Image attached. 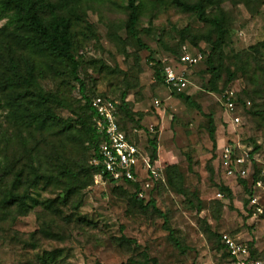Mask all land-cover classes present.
Wrapping results in <instances>:
<instances>
[{
    "label": "rangeland",
    "instance_id": "1",
    "mask_svg": "<svg viewBox=\"0 0 264 264\" xmlns=\"http://www.w3.org/2000/svg\"><path fill=\"white\" fill-rule=\"evenodd\" d=\"M51 1L70 17L86 93L120 100L125 91L129 109L140 112L141 144L155 138L154 158L149 143L147 149L156 173L131 186L87 171L91 117L79 82L66 61L20 49L0 16V264H229L223 233L249 241L264 260V0H211L206 12L222 19L221 37L172 0H138L140 44L127 32L125 0ZM183 45L202 58L185 68L186 85L177 88L156 77L154 63ZM8 53L21 71L20 56L30 67L25 97L7 79ZM230 93L239 98L234 111L224 105ZM49 108L59 119L44 117ZM29 110L36 119L26 116ZM225 144L233 158H244L252 189L245 204L240 175L222 165ZM254 144L260 148L250 156ZM222 184L231 196L217 197ZM10 194L23 200L8 204ZM137 198H154L166 225Z\"/></svg>",
    "mask_w": 264,
    "mask_h": 264
},
{
    "label": "trees",
    "instance_id": "2",
    "mask_svg": "<svg viewBox=\"0 0 264 264\" xmlns=\"http://www.w3.org/2000/svg\"><path fill=\"white\" fill-rule=\"evenodd\" d=\"M126 7L128 10L127 17V32L134 38L139 44L140 39L138 37V33L136 31V24L139 16L138 9V0H125ZM211 2V0H195L193 2H189L186 0H172V3L175 6H178L182 9L193 11L196 13L197 17L205 22H208L215 26L218 31V37H221L223 34V21L220 17L216 15H210L206 12L207 4ZM67 11L59 10L57 5L53 3L51 0H0V16H5L6 26L12 27L14 29L15 37L17 38V43L20 49H28L29 51H33L38 54H49L51 56L57 57L62 61H66L68 63L69 72L71 76L79 82V92L84 99V106L89 111V116L91 124L88 125L89 135L87 136L88 140V166L87 171H92L93 173L97 172V168L89 162V158L92 152L97 148L100 142L104 139L103 135L98 132L95 128V112L91 106V99L94 96H102L104 98L114 99L112 96L104 94V93H95V94H87L85 90V83L83 79L78 74L79 69V61L76 59L73 48H74V40H73V32H72V23L70 20ZM216 49V46L213 45L211 47L210 52L207 56V62L211 70L215 69V66L212 63L211 53ZM190 51H198L196 48L190 49ZM181 53V52H180ZM180 53L177 51L176 53L170 54L168 57L171 62L174 64H178V59ZM25 72L21 71L20 64L16 60L15 57L8 53L7 55V70L9 75L7 79L14 85V88L18 86V89L22 88L16 92L20 97H25L29 93V89L31 86V71L30 67L26 64V58H22ZM155 75L157 78L162 77V68L163 62L161 59H157L155 61ZM126 92H121L120 100L117 101V109H118V117L117 122L122 129L128 130L133 127H140L139 119L140 112L138 110L129 109V100L126 98ZM176 97L182 99L184 102L191 106H195L198 110H201L199 104L192 100L189 95L178 93L175 95ZM239 99L235 96V110L238 108L237 101ZM244 103L249 104L250 101L248 99L244 100ZM26 116L31 117L32 119H36V113L32 110L27 111ZM45 118L50 119H59V117L53 112L51 108L47 109L44 115ZM209 136L215 144V127L212 123L211 118H209ZM145 151L148 153L147 145L149 143L151 150L149 148V154L151 158H154L156 155V143L155 138H145ZM259 144H254L252 149L249 152V155L252 156L259 150ZM245 176H239L238 183L244 188V190L248 193V198L245 199L244 204L249 200L252 189L248 188L246 185V180L243 178ZM253 180L252 182H254ZM125 183L136 186V182L133 181H124ZM222 191L223 195L228 196L232 195V190L227 185H220L218 191ZM23 195L21 194H10L8 199L5 200L8 204L13 203L15 201H22ZM136 201L143 207L147 208L151 206L153 210L160 213L164 218V223L166 225L167 218L164 212H162L155 204L154 198H149L146 202H143V199H136ZM169 230V236L174 241V243L180 247V243L177 237L173 234V230L166 226ZM236 238V237H235ZM238 241L244 242L250 252L251 258H259L254 255L251 250V243L249 241H243L241 239H237ZM221 247L226 251L227 256L229 257V252L223 245L221 241V235L219 238ZM261 259V258H259ZM262 260V259H261ZM264 261V260H263ZM153 264H157L156 260L153 259Z\"/></svg>",
    "mask_w": 264,
    "mask_h": 264
},
{
    "label": "built area",
    "instance_id": "3",
    "mask_svg": "<svg viewBox=\"0 0 264 264\" xmlns=\"http://www.w3.org/2000/svg\"><path fill=\"white\" fill-rule=\"evenodd\" d=\"M201 58V52H192L185 45L182 46L178 64L172 63L170 58L163 57L161 59L163 81L169 86L184 87L187 82L185 68L198 63ZM224 105L229 111L235 110L234 97L231 93L224 96ZM91 106L95 112V128L104 137L89 158V162L98 170L96 173L115 182L128 180L140 182L142 178L149 177L151 173L155 174L156 169L150 161L149 154L145 151V144H141L143 129L133 127L125 130L120 127L117 122V101L94 96L91 99ZM232 120L237 122L239 117L234 115ZM221 160L228 174L236 175L237 172L238 175L245 176L246 169L240 165L244 158H233L232 147L229 144L223 146ZM216 194L217 197L223 196L220 191ZM254 201L252 198L251 202ZM221 241L229 252V264H264V261L259 258H251L247 245L236 240L231 234H221Z\"/></svg>",
    "mask_w": 264,
    "mask_h": 264
}]
</instances>
